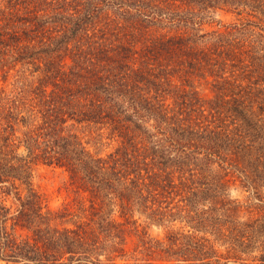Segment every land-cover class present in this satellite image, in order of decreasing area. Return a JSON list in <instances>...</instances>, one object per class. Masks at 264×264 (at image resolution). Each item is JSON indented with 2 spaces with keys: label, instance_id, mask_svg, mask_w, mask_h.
Here are the masks:
<instances>
[{
  "label": "trees",
  "instance_id": "trees-1",
  "mask_svg": "<svg viewBox=\"0 0 264 264\" xmlns=\"http://www.w3.org/2000/svg\"><path fill=\"white\" fill-rule=\"evenodd\" d=\"M133 233L150 264H264V0H0V264H117Z\"/></svg>",
  "mask_w": 264,
  "mask_h": 264
},
{
  "label": "rangeland",
  "instance_id": "rangeland-1",
  "mask_svg": "<svg viewBox=\"0 0 264 264\" xmlns=\"http://www.w3.org/2000/svg\"><path fill=\"white\" fill-rule=\"evenodd\" d=\"M217 19L223 20L224 23H231L233 21L236 22L237 17L233 15H227V16L222 15L220 16V18L217 16ZM15 80L16 79L12 78L11 76L9 82L7 83L8 88L10 90H12L13 88L12 85L15 84ZM198 87L200 90V94L205 99L212 98L209 85H207L206 83H201L198 85ZM74 130H76L78 135L83 139L85 144H87L89 150H91L92 152L104 154L109 151L107 142L100 139V137L98 136L97 129L95 127L79 126L76 127ZM34 184L35 187L38 189V191L46 196L47 203L51 208H58L62 206L64 203L72 201L75 198L74 194L69 191L66 185V177L60 174V172L54 171L53 169L47 167L39 168V170H37L34 179ZM231 195L234 199H239L240 201L244 202L249 194L245 193V191L241 189H236L233 187ZM142 224L143 226H146L145 223L142 222ZM148 231L153 237L161 238L164 237L165 235V230L156 226L149 228ZM138 246H139L138 237H136L134 233L130 234V237L126 245V250L128 251V253L125 254V258L123 260L118 261L117 264H150L145 261L146 258L144 255L138 253L139 252V250H137ZM244 263H248V262H242V264ZM153 264H171V263H153Z\"/></svg>",
  "mask_w": 264,
  "mask_h": 264
}]
</instances>
